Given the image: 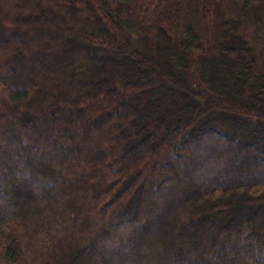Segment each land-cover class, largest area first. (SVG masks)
Listing matches in <instances>:
<instances>
[{
    "label": "trees",
    "instance_id": "obj_1",
    "mask_svg": "<svg viewBox=\"0 0 264 264\" xmlns=\"http://www.w3.org/2000/svg\"><path fill=\"white\" fill-rule=\"evenodd\" d=\"M0 264H264V0H0Z\"/></svg>",
    "mask_w": 264,
    "mask_h": 264
},
{
    "label": "rangeland",
    "instance_id": "obj_2",
    "mask_svg": "<svg viewBox=\"0 0 264 264\" xmlns=\"http://www.w3.org/2000/svg\"><path fill=\"white\" fill-rule=\"evenodd\" d=\"M198 78H200V74H198ZM198 80V79H197ZM16 82V81H15ZM21 150V149H20ZM21 151H19V153H20ZM175 185V184H174ZM170 222V221H169ZM164 234L165 233H163V236H164ZM97 249L96 248H92V250L91 251H87V254L89 255V253H94L95 251H96ZM128 251H129V253L131 252V254L132 255H134V254H137V250L135 249V248H129L128 249ZM127 251V252H128Z\"/></svg>",
    "mask_w": 264,
    "mask_h": 264
}]
</instances>
